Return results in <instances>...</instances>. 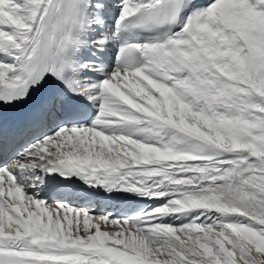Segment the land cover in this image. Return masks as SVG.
I'll use <instances>...</instances> for the list:
<instances>
[{"label": "snow or ice", "instance_id": "1", "mask_svg": "<svg viewBox=\"0 0 264 264\" xmlns=\"http://www.w3.org/2000/svg\"><path fill=\"white\" fill-rule=\"evenodd\" d=\"M0 264H264V0H0Z\"/></svg>", "mask_w": 264, "mask_h": 264}, {"label": "bare ground", "instance_id": "2", "mask_svg": "<svg viewBox=\"0 0 264 264\" xmlns=\"http://www.w3.org/2000/svg\"><path fill=\"white\" fill-rule=\"evenodd\" d=\"M104 230H112V231H114L115 229H104Z\"/></svg>", "mask_w": 264, "mask_h": 264}]
</instances>
